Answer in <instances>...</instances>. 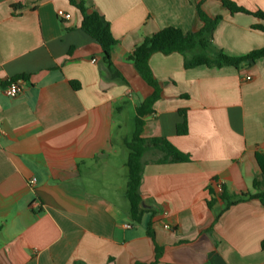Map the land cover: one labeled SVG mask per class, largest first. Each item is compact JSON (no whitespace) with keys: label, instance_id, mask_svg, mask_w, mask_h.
<instances>
[{"label":"crops","instance_id":"crops-1","mask_svg":"<svg viewBox=\"0 0 264 264\" xmlns=\"http://www.w3.org/2000/svg\"><path fill=\"white\" fill-rule=\"evenodd\" d=\"M222 1L86 0L118 41L111 71L69 0H0V264H152L156 245L157 264H264L261 202L231 206L217 221L225 202L207 205L209 187L231 195L253 191L254 180L264 187L256 160L264 155L263 58L186 68L179 53L153 54L161 96L142 136L166 139L191 162L144 167V207L156 213L140 223L125 196V142L136 109L153 94L129 59L135 47L165 28L200 31V5L221 17L215 48L231 57L264 48V20L231 13ZM230 1L264 13V0ZM21 77L23 92L6 96V84ZM125 125L134 127L130 139ZM160 157L148 152L144 160Z\"/></svg>","mask_w":264,"mask_h":264},{"label":"trees","instance_id":"trees-1","mask_svg":"<svg viewBox=\"0 0 264 264\" xmlns=\"http://www.w3.org/2000/svg\"><path fill=\"white\" fill-rule=\"evenodd\" d=\"M69 1L72 5L77 7L82 15L81 30L99 44L103 53V61L108 69L112 71L114 68L112 63V52L114 47L118 44V41L113 37L109 23L94 6L87 4L86 0ZM222 6L231 13L249 14L264 20L263 12H250L230 0H223ZM197 12L203 23V27L200 31L184 33L173 27L165 28L145 38L140 45L135 47L129 58L143 80L153 88V94L136 109L135 132L132 139L125 142L129 150L126 163L128 176L125 196L130 204V218L136 223L141 222L145 213L151 212L152 215L156 213L155 210H149L144 207V204H147L141 195L144 167L148 163L167 164L191 162V156L189 154L181 152L166 139L145 138L142 136L145 126L144 118L152 114L153 105L161 96V87L153 77L148 64L149 58L155 53H162L164 55L179 53L185 59L186 68L200 65L216 67L233 66L239 68L258 59H264V48L252 51L242 57H231L215 48L212 45L213 33L221 17H210L202 10L200 5L197 6ZM72 86L75 89L78 88L77 84L72 83ZM179 113L182 117V122L177 125V133L180 136H184L188 133L187 111L181 109ZM148 152H159L161 153V157L147 162L144 160V155ZM256 160L264 177V155L257 154ZM208 192L210 195V199L207 201L209 209L213 208L217 201L216 198L225 202V207L217 215L215 221H217L221 214L231 206L247 200H259L264 206V187L257 180L253 182V191L231 195L227 194L221 186L219 190L220 193H217L212 187H209ZM151 227L152 222L148 224V235L154 239ZM211 230L212 227L209 231ZM261 247L264 249V241ZM161 254L162 250L156 245V261L152 264L158 263Z\"/></svg>","mask_w":264,"mask_h":264},{"label":"built area","instance_id":"built-area-1","mask_svg":"<svg viewBox=\"0 0 264 264\" xmlns=\"http://www.w3.org/2000/svg\"><path fill=\"white\" fill-rule=\"evenodd\" d=\"M64 18L67 20L69 19V15H64ZM248 80L250 78H247ZM26 83L27 81L23 78H18V79H14V80H10L6 86L4 87V92H5V95L10 97V98H15L17 97L19 94H21L23 92V90L26 88ZM30 183L32 185H34L36 183V179L33 178ZM165 214V213H164ZM126 228H131L132 226L131 225H126L125 226ZM164 228L165 229H170V225L169 224H165L164 225Z\"/></svg>","mask_w":264,"mask_h":264},{"label":"rangeland","instance_id":"rangeland-1","mask_svg":"<svg viewBox=\"0 0 264 264\" xmlns=\"http://www.w3.org/2000/svg\"><path fill=\"white\" fill-rule=\"evenodd\" d=\"M133 132H134V127H133V126L130 125V128H128V129H127V126H126V125L124 126L123 134H126V136L128 137V139L131 138ZM125 151H127V150H125ZM120 153H124V154H125V152H124L122 146H121V151H120ZM124 172H125V174L128 176L127 168H125V171H124ZM127 176H126V177H127ZM126 181H127V178H126ZM126 181H125V182H126ZM126 185H127V184H126ZM125 188H126V187H125ZM125 190H126V189H125Z\"/></svg>","mask_w":264,"mask_h":264}]
</instances>
